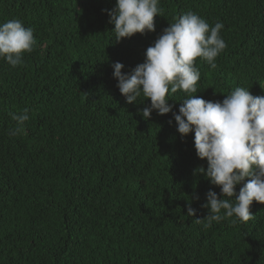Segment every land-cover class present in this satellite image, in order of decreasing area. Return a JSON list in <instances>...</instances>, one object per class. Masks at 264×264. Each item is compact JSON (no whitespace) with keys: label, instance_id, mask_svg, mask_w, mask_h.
<instances>
[{"label":"trees","instance_id":"trees-1","mask_svg":"<svg viewBox=\"0 0 264 264\" xmlns=\"http://www.w3.org/2000/svg\"><path fill=\"white\" fill-rule=\"evenodd\" d=\"M115 4L0 0V23L19 19L36 41L21 65L0 59V264H264V203L253 201L247 222L197 223L209 214L206 193L220 188L194 173L207 168L194 132L182 138L172 113L145 120L138 109L150 100L126 103L111 67L129 73L192 11L223 23L227 47L215 69L195 59L191 95L222 101L243 87L264 96V0H159L155 31L118 43ZM187 97L178 90L168 103L178 113ZM25 108L23 132L9 136V113Z\"/></svg>","mask_w":264,"mask_h":264},{"label":"clouds","instance_id":"clouds-1","mask_svg":"<svg viewBox=\"0 0 264 264\" xmlns=\"http://www.w3.org/2000/svg\"><path fill=\"white\" fill-rule=\"evenodd\" d=\"M158 4L159 0H116L109 12L116 42L137 33L154 32V17L162 12ZM174 21L146 49L144 62L129 73L122 71V63H112L113 77L126 103L150 100V104L138 109L145 120L150 119L153 111L158 115L172 113L182 138L194 132L196 155L207 160V168L200 166L194 173L202 174L220 188L219 196L212 190L206 193L207 202L202 207L209 214L195 219L196 222L205 229L229 218L233 225L247 222L254 218L250 212L253 201L264 203V96H253L249 88L243 87L235 88L222 101L191 95L197 93L201 79L195 59L201 57L215 69V59L227 47L220 35L224 25L217 22L210 26L192 11ZM35 43L33 29L25 27L21 20L0 23V59L11 67L21 65L23 54L31 52ZM178 90L188 97L180 100L177 113L168 101ZM28 113L27 108L9 113L16 122L9 129V136L23 132V125L30 119ZM238 185L242 186L237 192ZM187 215H196L190 205Z\"/></svg>","mask_w":264,"mask_h":264}]
</instances>
